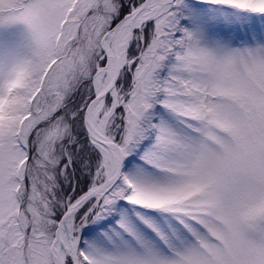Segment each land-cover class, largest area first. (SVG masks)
Segmentation results:
<instances>
[{
	"label": "rangeland",
	"instance_id": "1",
	"mask_svg": "<svg viewBox=\"0 0 264 264\" xmlns=\"http://www.w3.org/2000/svg\"><path fill=\"white\" fill-rule=\"evenodd\" d=\"M120 1L0 0V264H58L70 206L119 171L84 120L100 70L115 76L105 44L146 0ZM140 14L90 114L122 174L74 214L65 264H264V0ZM142 54L152 73L124 116Z\"/></svg>",
	"mask_w": 264,
	"mask_h": 264
},
{
	"label": "bare ground",
	"instance_id": "2",
	"mask_svg": "<svg viewBox=\"0 0 264 264\" xmlns=\"http://www.w3.org/2000/svg\"><path fill=\"white\" fill-rule=\"evenodd\" d=\"M151 10V16H156L157 14L163 12L166 10L167 5H165L164 2L160 0H152L148 6ZM145 17V14H138L136 16H131L124 20L118 27L117 33H116V50H112L111 47L108 46V44H105V52L106 55L109 59V64L114 65L116 57L120 56L123 59L126 56L128 46L130 43V37L132 36L131 34L134 33L135 29L139 27L143 23V18ZM102 70H100L98 76H97V81H98V94L102 93L106 89V85H102L99 81L102 78ZM98 105V104H97ZM97 105L94 106L93 110L97 108ZM90 127L92 131H94L96 134H100L99 131L92 125L90 124ZM101 136V134H100ZM100 150L103 152L105 156H108L110 151L103 147V145H98ZM114 153H116L118 150L117 149H112ZM109 177H113V172L109 173ZM101 194L98 196L97 199H100ZM82 199L78 200L75 202L73 205L70 206L69 212L67 219L64 220L63 224L61 225L59 229V234L55 242L54 246V253L56 256V260L58 264H65L68 255L73 252V247L76 249L79 247V240L75 243V245L69 244L68 242V234H69V222L73 220L74 214L73 211L74 209L80 204Z\"/></svg>",
	"mask_w": 264,
	"mask_h": 264
},
{
	"label": "water",
	"instance_id": "3",
	"mask_svg": "<svg viewBox=\"0 0 264 264\" xmlns=\"http://www.w3.org/2000/svg\"><path fill=\"white\" fill-rule=\"evenodd\" d=\"M151 1L152 0H146L139 7H137L136 9H134L132 11V13H130L129 15H127L124 20H126L127 18H129L131 16H136V15L140 14L141 12H143L149 6V4H150ZM160 1L164 2L165 5H172L175 2V0H160ZM152 18L153 17L147 18L145 22H148ZM123 21H121L113 29V48H114V50H116V39H115L116 33H117V30H118L119 25ZM131 38H132V36L130 37V40H131ZM115 66H116L115 76H114L113 80L111 81L110 85L102 93L96 95V97L93 99V101H91V103L87 107L86 113H85L84 126H85V129H86L88 138L90 139V141L94 145H103V146H106L108 148L117 149L118 150V152L120 154V159H121L120 168H119V171H118L117 175H115L114 177L109 178L105 183H103L98 188L93 189V190H90L89 192H87L86 195L82 198L80 204L74 209L73 214L78 213L91 200L97 198L100 194H101V196L104 195L113 186V184L118 181V179L120 178V176L122 174V169H123V150L120 147L119 143L114 142V141H110V140H103L98 134H96L94 131H92V129L90 127V124H91V122H90V114H91L94 106H96L101 100L105 99L107 97V95L118 84V81H119V78H120V75H121V72H122V69H123V58L122 57H120V56L116 57ZM106 67H108V65ZM67 216H68V213H67L66 217ZM72 225H73V220L70 221V226H72ZM70 234H71V238H70L71 244L72 245H75V236L73 235L72 227H71ZM76 251H77V249L75 247H73V252L75 253ZM74 256H75V258L77 257L75 254H74ZM76 264H79L78 258H76Z\"/></svg>",
	"mask_w": 264,
	"mask_h": 264
},
{
	"label": "trees",
	"instance_id": "4",
	"mask_svg": "<svg viewBox=\"0 0 264 264\" xmlns=\"http://www.w3.org/2000/svg\"><path fill=\"white\" fill-rule=\"evenodd\" d=\"M115 1H116V0H115ZM117 1H118V0H117ZM119 2H121V1L119 0ZM117 3H118V2H117ZM120 6H121V4H120ZM122 6H123V4H122ZM126 10L129 11L128 8H127ZM143 54H144V53H143ZM143 54H142L141 57L135 62L134 70L132 71V72H133V73H132V78H133V80L135 81V90H134L135 94L126 97V102H125V104L123 105V113H124V116H125V114L127 113L129 101H131V100L133 99V97H134V100L137 102L138 99L140 98L139 96H142L141 91H143V90H142V89H143V83L146 81L147 78H150V75H151V73H152V70H151V65H152V64H151V60H152V59H150V58H152V57L150 56V54H149V55L146 54L147 58L149 59V62L147 63V58H146V57H145V58H142ZM148 56H149V57H148ZM152 67H153V66H152ZM144 76H145V77H144ZM148 87H149V84H146L145 87H144V89H146V90H144V92L147 91ZM126 104H127V105H126ZM84 128H85V127H84ZM157 134H158V132H157L156 127H155V129H154V133H153V136H155V137H153V138H156ZM149 143H150V142H149ZM143 144H144V143H143ZM28 153H29V157H30V149H28ZM21 205H22V203H21ZM17 224H19V223H16V225H17ZM19 229H20V228H19ZM10 231H11V229L9 230V232H10ZM9 232H8V234H9ZM6 238H7V240H8L9 236H8V237H4V236H3V239H2L3 242H6V241H7ZM25 248H26V247H25ZM13 260H14V259H12V262H13Z\"/></svg>",
	"mask_w": 264,
	"mask_h": 264
}]
</instances>
